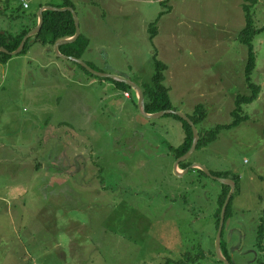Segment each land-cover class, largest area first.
I'll return each mask as SVG.
<instances>
[{
  "label": "rangeland",
  "instance_id": "1",
  "mask_svg": "<svg viewBox=\"0 0 264 264\" xmlns=\"http://www.w3.org/2000/svg\"><path fill=\"white\" fill-rule=\"evenodd\" d=\"M162 1L70 0L89 40L81 60L141 89L150 84L155 56L167 68L172 111L190 116L202 106V132L231 124L236 97L250 95L241 8L247 4L254 28L262 29L264 0H168L170 12L150 40ZM26 2L20 16L61 5ZM19 8V0H0L7 17ZM24 21L0 16L2 29L18 31ZM31 46L0 89V264H176L184 254L189 264H222L214 247L222 185L192 165L236 180L222 257L264 263V233L262 251L255 246L259 225L264 229V32L252 41L251 83L259 92L237 113L245 121L195 150L188 172L177 170L181 177L169 149L183 140L178 120L144 118L132 88L122 92Z\"/></svg>",
  "mask_w": 264,
  "mask_h": 264
},
{
  "label": "trees",
  "instance_id": "2",
  "mask_svg": "<svg viewBox=\"0 0 264 264\" xmlns=\"http://www.w3.org/2000/svg\"><path fill=\"white\" fill-rule=\"evenodd\" d=\"M61 5L56 6L53 8H71L74 10V7L70 0H60ZM167 1L164 0L160 2V7L163 9V11L158 15L157 20L149 26L148 33H149V39L152 40L156 36V24L157 21L161 16H163L165 13H169L170 10L167 8ZM244 2L249 3V4H255L257 3L256 0H244ZM42 6H38L37 9L34 11L32 14H28L27 16L24 15H19V12L22 8L20 5V8L15 11V14H10L9 17H7L6 13L0 10V16L4 14V16L10 20H16L18 18H22L23 20L25 19L24 23L21 25V29H19L16 32H3L0 34V49L6 50L8 53L14 52L19 44L21 43L22 39L31 31L35 28L37 24V11L39 8ZM51 7V6H50ZM242 13L244 16V21H245V26L243 30L239 33V43L246 48L247 51V59H246V64L244 68V82L247 85V89L250 92L249 96H237L235 99V108L231 112V116L234 118L232 123L226 126H216L213 129L207 131V132H202L201 130L197 129V126L201 123L204 117V110L202 106H196L194 107L193 113L190 116H187L188 119L193 123L194 127L197 130L198 133V143L196 146L195 150L201 149L208 144L212 143L216 136L220 133L222 130H228L237 127L245 118L239 117L237 113H240L241 106L242 105H248L251 103L253 100L256 99L259 88L252 84L251 82V75L254 70V54H253V47H252V41L253 39L260 35L262 32H264V28L262 29H255L250 12H249V7L247 4L242 5ZM42 18H43V24L41 27V30L39 33L33 35L30 37L24 47L23 50L20 52L19 55L21 56L26 53V51L31 47L32 44L34 43H39L41 47L45 48L46 53H50L53 55V57L61 61L59 58L55 57L53 53V46L56 42L60 40H65L72 38L74 33H75V28H74V23L71 17V14L69 12H51V11H45L42 13ZM28 22L31 24L30 26H26L25 23ZM31 41V43H29ZM89 45V40L86 36L80 33L78 38L71 44L63 45L58 48V52L60 55L65 56L67 58H75L78 60H81L84 52L87 50ZM12 57L6 54H3L0 52V65L6 64ZM68 61V60H66ZM82 61V60H81ZM70 63L74 64L77 66L83 73H85L88 77H92L95 79H100V80H105L107 82L112 83L115 88L121 90L122 92H126L130 90V88L120 82L113 81L111 79H102V78H97L94 77L93 75L89 74L86 70H84L82 67L79 65L75 64L74 62L69 61ZM153 62H154V73L151 78L150 84L149 85H144L140 90L142 91L143 97H144V111L148 115L156 114L162 111H168V110H174L172 106H170L169 103V97H168V89L164 86V72L167 70L166 66L157 61L156 57L153 56ZM86 64V63H85ZM89 68H91L88 64H86ZM176 120L179 121L181 125V129L183 132V140L182 143L176 147L172 148L169 147L170 153L172 154L173 161L175 162L177 159L181 158L184 156L192 143V132L190 127L178 118L175 115H172ZM188 161H185L183 163H180L178 165L179 170H186L189 167ZM195 171H198L201 173V175H204L201 171L194 169ZM213 177L215 178H223V179H229L227 174L219 173V174H213L210 173ZM234 182L235 185V190H236V180L235 178H231ZM222 192L220 196L218 197V207H217V212H216V220H215V234L216 230L218 227L219 223V215H220V210L223 205V202L229 192V188L227 186L222 185ZM234 194V193H233ZM232 194V195H233ZM232 200V196L229 200V203L226 207L225 215H224V221L226 220L228 209L230 202ZM264 220V218H263ZM264 233V229L262 227V224L259 225L258 227V240L256 242V249L258 253L262 251V246H261V240H262V234ZM224 256V255H223ZM224 259L230 264L229 259H226L224 256ZM196 260V259H195ZM192 259L190 258L189 254H184L180 260L176 264H189L192 263ZM258 264H264V263H258Z\"/></svg>",
  "mask_w": 264,
  "mask_h": 264
},
{
  "label": "water",
  "instance_id": "3",
  "mask_svg": "<svg viewBox=\"0 0 264 264\" xmlns=\"http://www.w3.org/2000/svg\"><path fill=\"white\" fill-rule=\"evenodd\" d=\"M45 11L69 12L71 14V17H72V20H73V23H74L75 33H74L73 37L69 38V39H65V40H60V41L56 42L54 44V46H53V53H54V55L57 58H59L60 60H68V61L74 62L75 64H77L80 67H82L84 70H86L89 74L93 75L94 77L102 78V79H111L113 81L123 83V84L127 85L128 87L132 88L135 91V97L137 99L138 111L146 119H156V118H159V117H161L163 115H175L178 118H180L181 120H183L184 122H186V124L190 127L191 132H192V143H191V146H190L188 152L184 156H182L181 158L177 159L174 162V165H173V172H174L176 177H181L182 174H186L188 172V169L182 171V174H179L177 172L178 165L180 163H183V162L187 161L193 155V153H194V151L196 149L197 143H198L197 130L194 127L193 123L188 119L187 116H185V115H183V114H181L179 112L172 111V110L162 111V112H159L158 114H155V115H148L144 111V97H143L142 91L140 90L139 87H137L134 84H131L129 82H126V81H124V80H122L120 78H116V77H112V76L104 75V74H99V73L93 71L91 68H89L83 61L75 59V58H67V57L62 56V55L59 54L58 48L60 46L73 43L78 38V36L80 35V29H79L78 20L76 18V15H75V12H74L73 9H71L69 7L68 8H60L59 9V8H53V7H49V6H45V7L39 8L38 11H37V24H36L35 28L33 30H31L22 39V41L19 44L18 48L12 53H8L4 49H0V52L3 53V54L9 55L11 57L19 55L20 52L23 50V47H24L26 41L30 37H32L33 35H35V34L40 32L42 24H43L42 13L45 12ZM29 43H31V41ZM191 169H197V170L201 171L207 177H209V178L217 181L221 185L227 186L229 188V192H228V194H227V196H226V198H225V200L223 202V205L221 207V210H220L219 223H218V227H217L216 234H215V239H214L215 254L217 256V259L222 264H229L221 255L220 238H221V232H222V228H223V224H224V215H225L226 207H227V205L229 203V200H230L232 194L235 191L234 182L232 180H230V179L215 178V177H213L210 174V172L207 169H205L204 167H201L199 165H192Z\"/></svg>",
  "mask_w": 264,
  "mask_h": 264
},
{
  "label": "crops",
  "instance_id": "4",
  "mask_svg": "<svg viewBox=\"0 0 264 264\" xmlns=\"http://www.w3.org/2000/svg\"><path fill=\"white\" fill-rule=\"evenodd\" d=\"M28 9V8H27ZM242 9V8H241ZM242 11V10H241ZM26 26H30L31 24H29L28 22L25 23ZM3 32H16V31H13L12 27L9 26L8 29L6 27H4V29H2L1 25H0V34H2ZM32 47V46H31ZM30 47V48H31ZM30 48L26 51V53L24 55H21V56H13L8 62H6V64L4 65H0V89H1V84H4L5 83V80H6V76L8 73H14V70L15 69H11L10 70V66H15V65H22V61H26L28 60L29 58V50ZM45 57H47L48 59L49 58V55L46 53V50H45ZM56 57V56H55ZM50 62H52V60H50ZM48 66V65H47ZM1 103V102H0ZM1 105V104H0ZM3 113V111L0 110V115ZM45 164V163H44ZM1 167V166H0ZM42 169V165L40 164H37V167L34 168V170H36V172L39 173V171H41ZM33 170V171H34ZM9 215V214H8ZM192 224V223H191ZM1 229V228H0ZM1 233V232H0ZM57 245V244H56ZM256 255H255V260H256ZM63 260V264H64V258H62ZM25 261V259H24ZM33 262V263H32ZM30 264H37L35 259H33Z\"/></svg>",
  "mask_w": 264,
  "mask_h": 264
},
{
  "label": "built area",
  "instance_id": "5",
  "mask_svg": "<svg viewBox=\"0 0 264 264\" xmlns=\"http://www.w3.org/2000/svg\"><path fill=\"white\" fill-rule=\"evenodd\" d=\"M19 4L22 6L23 9H27L28 8V4L26 2V0H19ZM125 97H128L127 94H124Z\"/></svg>",
  "mask_w": 264,
  "mask_h": 264
},
{
  "label": "flooded vegetation",
  "instance_id": "6",
  "mask_svg": "<svg viewBox=\"0 0 264 264\" xmlns=\"http://www.w3.org/2000/svg\"><path fill=\"white\" fill-rule=\"evenodd\" d=\"M256 253V252H255Z\"/></svg>",
  "mask_w": 264,
  "mask_h": 264
}]
</instances>
